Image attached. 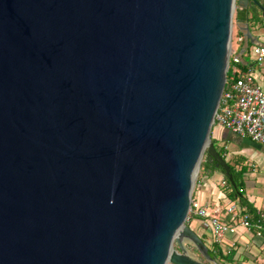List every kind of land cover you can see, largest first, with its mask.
<instances>
[{"label":"water","instance_id":"95a60500","mask_svg":"<svg viewBox=\"0 0 264 264\" xmlns=\"http://www.w3.org/2000/svg\"><path fill=\"white\" fill-rule=\"evenodd\" d=\"M249 1L0 0V264H217L185 223L205 150L235 186L210 134Z\"/></svg>","mask_w":264,"mask_h":264},{"label":"crops","instance_id":"0c3cea01","mask_svg":"<svg viewBox=\"0 0 264 264\" xmlns=\"http://www.w3.org/2000/svg\"><path fill=\"white\" fill-rule=\"evenodd\" d=\"M264 6V0H261ZM245 10L248 17H255L256 20L250 24L247 22H237L233 26L235 45L232 50L240 56V61L248 66L249 73L255 79L256 84L264 87V70L256 64L252 50L253 47L264 42V17L261 10L253 2L248 3ZM255 22V23H254ZM248 28V31H245ZM250 36L252 42L248 39ZM251 48L250 53L247 51ZM212 139L217 145L226 149L227 140H235L239 143V149L233 154H238L240 158L248 163V171L243 176L242 194L246 198V205L239 207L255 222L258 213L264 209V145L254 143L246 137L237 136L224 128L216 125L211 130ZM254 145L257 151L250 150V145ZM220 173H215L210 179L201 178L197 183L192 194V198L197 200L201 205L209 208L219 204L221 207L226 206L227 199L221 190L219 180ZM217 181V182H216ZM237 204V203H236ZM227 221L231 223L230 217ZM235 225L234 233H227L220 242L216 243L222 254L228 256L225 264H264V232L258 234L256 228H245L239 224V219L232 222ZM231 223V224H232ZM189 227L199 236L206 234L210 241L213 238L201 225L195 217L189 218ZM198 235V234H197Z\"/></svg>","mask_w":264,"mask_h":264},{"label":"built area","instance_id":"2783aa9c","mask_svg":"<svg viewBox=\"0 0 264 264\" xmlns=\"http://www.w3.org/2000/svg\"><path fill=\"white\" fill-rule=\"evenodd\" d=\"M252 53L256 64L264 70V42L254 46ZM230 59L234 64L240 63L232 48L228 68ZM233 73H238L237 69H233ZM214 125L264 145V87L256 84L252 74L239 76L228 85L226 91L223 89L213 118ZM240 211L236 202L229 199L226 206L216 204L209 211V208L192 198L187 220L192 216L196 217L215 243L220 242L228 232L234 233L236 228L232 222L237 219L245 228L254 227L258 234L264 232V209L258 213L255 222H251L247 214L241 215ZM227 217H230L232 224L227 221Z\"/></svg>","mask_w":264,"mask_h":264},{"label":"trees","instance_id":"16d2710c","mask_svg":"<svg viewBox=\"0 0 264 264\" xmlns=\"http://www.w3.org/2000/svg\"><path fill=\"white\" fill-rule=\"evenodd\" d=\"M254 20H256L255 17H248L245 10L242 8H236L234 12V21H243L247 23H251ZM255 23V22H254ZM240 59V56L238 54H235ZM233 69H237L238 73H233ZM248 66L246 64H243L241 61L238 64H234L233 61L230 59L229 68L227 70L226 74V83L224 86V91L228 89V85L235 79H237L241 75H245L249 73ZM215 149L219 153V155L227 162L228 166L230 167V173L233 177L234 185L231 184L228 177L224 175V172L221 167L215 166V161L208 155L207 150H205L200 166H199V173L197 182L201 178L210 179L215 173H220L221 175V190L224 192L225 198L235 201L239 207H242L246 205V198L242 194L243 190V176L248 171V165L246 164L245 160L240 157H234L232 160L227 161V152L224 147H219L213 139H211ZM196 182V183H197ZM241 215L245 214L244 211H240ZM193 217V216H192ZM196 218V217H195ZM187 226H189V219L185 223ZM201 239L203 243L206 246H209V254L222 262H227L229 259L227 255H223L220 248L215 242L210 241L209 237L204 234L201 236ZM208 240L206 243L205 240Z\"/></svg>","mask_w":264,"mask_h":264},{"label":"rangeland","instance_id":"374dc122","mask_svg":"<svg viewBox=\"0 0 264 264\" xmlns=\"http://www.w3.org/2000/svg\"><path fill=\"white\" fill-rule=\"evenodd\" d=\"M235 12V11H234ZM234 24H235V21H234V13H233V26H234ZM233 27H232V34H231V47L232 48H234V45H235V40H234V33H233ZM263 32H264V30H262ZM250 51H251V48L247 51V54H251L250 53ZM210 139H212V135L210 134ZM239 143H237L235 140H227V142H226V152H227V161L228 160H232V158H234V157H239V155L238 154H233L234 153V151L236 150V149H239ZM220 147V146H219ZM257 148L256 147H254V145H250V150H256ZM257 151V150H256ZM247 165H248V163H246ZM198 173H199V169H198V172H197V175L195 176V183H194V186H193V190H192V194H193V192H194V189H195V187H196V182H197V178H198ZM219 182H220V184H221V177H219V180H218ZM217 182V181H216ZM187 222V221H186ZM200 233V232H199ZM198 232H197V234H198V236L200 235ZM185 244L186 245H188V249L189 248H191L193 245L191 244L190 245V243L188 242V241H186L185 242ZM176 247V245L174 244V248Z\"/></svg>","mask_w":264,"mask_h":264},{"label":"flooded vegetation","instance_id":"af4514ba","mask_svg":"<svg viewBox=\"0 0 264 264\" xmlns=\"http://www.w3.org/2000/svg\"><path fill=\"white\" fill-rule=\"evenodd\" d=\"M201 238V236H199ZM202 240V239H201ZM186 242V240L184 241V243ZM205 242L207 243L208 240L206 239ZM191 245V243H190ZM208 249V254H209V246H206ZM185 248L187 250V255H189L190 257H192L193 259L203 263V264H212L211 262L207 261L201 254L198 253V251L192 246L191 248L188 249V245L185 244ZM175 250L178 251L177 246L175 247ZM209 256L212 258L213 261L217 262V264H225L224 262L217 260L215 258H213L210 254Z\"/></svg>","mask_w":264,"mask_h":264}]
</instances>
